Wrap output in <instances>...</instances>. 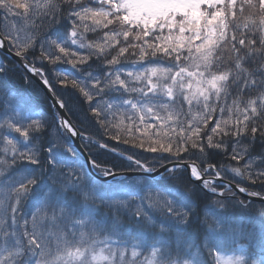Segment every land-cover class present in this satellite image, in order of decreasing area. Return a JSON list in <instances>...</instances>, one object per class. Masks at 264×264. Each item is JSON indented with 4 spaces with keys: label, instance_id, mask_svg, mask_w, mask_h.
<instances>
[{
    "label": "snow or ice",
    "instance_id": "1",
    "mask_svg": "<svg viewBox=\"0 0 264 264\" xmlns=\"http://www.w3.org/2000/svg\"><path fill=\"white\" fill-rule=\"evenodd\" d=\"M0 264H264V0H0Z\"/></svg>",
    "mask_w": 264,
    "mask_h": 264
}]
</instances>
